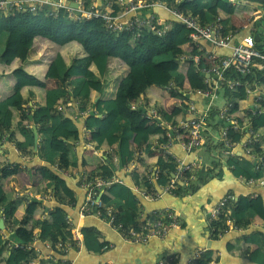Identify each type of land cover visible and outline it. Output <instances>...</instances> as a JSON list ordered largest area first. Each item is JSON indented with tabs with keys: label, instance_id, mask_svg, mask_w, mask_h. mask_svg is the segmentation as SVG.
Returning <instances> with one entry per match:
<instances>
[{
	"label": "trees",
	"instance_id": "obj_1",
	"mask_svg": "<svg viewBox=\"0 0 264 264\" xmlns=\"http://www.w3.org/2000/svg\"><path fill=\"white\" fill-rule=\"evenodd\" d=\"M167 1L171 7L177 5L180 10L199 17L204 24L215 22L217 17H220V14L211 12V9L220 7V11H225L221 18L223 34L238 30L231 14L243 12L245 6L242 2L233 6L229 0H181L178 4L176 0ZM250 2L258 3L260 6H256L263 10L260 18L263 34L264 0ZM248 4L254 7V11L257 9L253 3ZM50 10L51 8H47L35 13L17 10L8 15L0 13V60H9L6 63L13 65V76L16 78L11 93L0 98V145L4 142L7 131V139L15 143L22 156L32 159L37 154L39 159L30 161L32 165L26 166L40 165V177L47 181L43 188L51 189L59 202L45 219H36L35 216L43 211L39 200L31 198L28 203L24 195L19 197L18 194L14 197L15 193L5 190L7 178L18 174L21 162L8 163L6 155L0 154V219H4L5 229L9 232L7 236L0 229V264H30L31 260L37 258L32 250L14 247L12 244L8 246L9 242L25 245L31 243L35 228L40 229L42 241L50 240L53 245L57 244L63 235L66 238L71 237L65 222L67 208L62 204H66V201L73 202L75 199L71 196L73 190L69 186V180L57 172L58 169L72 173L86 169L89 171L88 180L115 174L112 157L105 163H98V157L94 154L86 156L83 145H79L84 140V128L90 130L91 135H95L92 141L96 149L116 145L119 165L125 167L136 157L137 151L143 156H148L156 142H167L166 132L157 120H154L148 129L138 130L144 123L142 111L147 109L146 104L156 106L166 120L175 121L174 116L163 105V97L157 89L166 88L171 83L180 88L206 86V73L203 72V68L208 65L206 50H199L189 36L190 30L176 21L171 22V28L164 36H158L155 29L148 27L142 31L139 40L133 41L129 34L110 32L101 20L90 23L75 21L68 17L65 9H61L58 16L54 17L48 15ZM44 41L56 47L53 62L63 82L61 86L47 88L41 74L18 64L19 61L25 62L30 57L32 50H36L37 43L42 46ZM183 47L187 55H200L201 62L198 66L190 59L174 69L160 67L163 63L176 61L179 57L177 49ZM257 47L261 49L263 45L259 43ZM89 70L94 74L88 75ZM102 79L104 81L101 90H95L91 82H101ZM226 79L256 83L264 93V72L241 75L232 71ZM222 85V96L227 101H232L229 114L236 115L242 126L251 125L261 134L258 141L250 144L251 153L264 156V112L252 113L248 110L251 104L245 88L229 89L226 80L222 81ZM98 92L101 96L95 101ZM141 93H146L147 103L140 109H131V102L139 99ZM170 93L180 99V113L184 112L187 108V98L179 89L172 88ZM30 97H38L35 108L27 105ZM31 123L37 125L39 130L37 153L33 151L34 133ZM220 123L221 120L214 126L218 127ZM208 125L211 124L208 122ZM96 132L99 134L96 135ZM243 135L238 132L233 136L235 140H240ZM213 157L217 158H212L209 173H199L194 182L189 181L185 185V191L196 192L210 179L222 176L223 163L236 177L264 180V161L259 164L255 158L225 155L220 143L214 146ZM40 160L44 161V164H40ZM157 165L159 171L156 175L151 172L143 175L134 172L136 184L143 185L147 191L156 192L153 182L156 177L160 187L166 186L178 164L174 158L163 153L158 157ZM191 174V171H186L188 178ZM183 191V187L178 186L175 193L180 195ZM101 199L105 206L115 208L117 221L124 226L132 225L140 229L144 224L140 217L139 199L125 182L114 183L105 189ZM228 202L225 207L228 215L223 212L219 219L211 221L215 236L227 228L228 217L242 228L259 218L253 200L238 199L232 208ZM19 211L25 214L22 219L16 216ZM83 232L85 246L89 251L100 253L108 246L105 241L99 239L96 232H88L86 228H83ZM249 242L254 244L249 255L251 262L264 264V231L252 234ZM212 257L216 262L219 261L213 252L207 251L193 264H209Z\"/></svg>",
	"mask_w": 264,
	"mask_h": 264
},
{
	"label": "built area",
	"instance_id": "obj_2",
	"mask_svg": "<svg viewBox=\"0 0 264 264\" xmlns=\"http://www.w3.org/2000/svg\"><path fill=\"white\" fill-rule=\"evenodd\" d=\"M181 0H176L178 4ZM240 0H229V2L236 6ZM70 2H77L78 7H71ZM51 8L48 11L50 16H58L61 9H65L68 17L75 21H85L90 23L94 20H101L105 27L112 33L129 34L131 40L137 41L141 37V33L145 28H153L158 36H164L171 28L170 21H176L184 25L190 30V38L197 45L199 50H206L200 43L202 39H207L214 43L216 48H229L231 53L228 55H218L214 52H205L208 60V65L203 68L205 74V87L192 88L187 86L185 88L177 87L171 83L168 88L179 89L180 92L187 98V108L182 112L181 118L175 121H169L163 118L160 111L156 108H144L142 115L144 118L157 120V123L163 127L166 132L167 142L161 143L165 155L174 158L177 162V169L173 173L174 176L169 183L161 187L163 193L173 194L178 188V184H188L189 181H195L197 175L201 171L200 164H184V161L177 160L176 156L170 151L169 146L177 144L187 152L198 150L208 140L207 135L211 134L222 145V152L225 155H237L236 149L242 146L244 152L251 158L258 160L259 164L264 161V156H257L251 153L250 144L256 142L260 138V132H256L253 126H242L234 115H230L229 111L232 106V101H225L223 105L216 103V99L222 95V81L226 80L229 89H236L239 87L245 88V93L248 98H251L252 103L249 111L256 113L257 111L264 112V93L261 92L256 83L249 81H242L240 79L227 80L226 76L232 71L241 75H250L254 72H264V50L257 47L256 39L253 35L247 34L235 41L234 33H222L223 25L221 24V17H217L215 22L204 24L201 19L192 13H186L179 9L177 5L171 7L167 0H0V13L8 15L17 10L38 12ZM157 9L169 14L165 16L157 12ZM168 17V18H166ZM215 36L212 38V34ZM190 59L194 60L195 65L201 62L200 55H182L180 60L185 62ZM200 96L205 101L198 102L194 97ZM181 103V101H180ZM143 102L139 99L131 102L130 107L137 110L143 107ZM62 109V107H59ZM183 111V110H182ZM221 120L218 127L214 125ZM208 122L211 125H208ZM242 132L245 136L240 140L234 139V134ZM91 133L90 130L84 128V135ZM101 163H105L112 154L105 156L98 153ZM138 153L135 154V156ZM128 172L134 173L137 169L136 157L124 167ZM186 171H191L192 174L188 178ZM57 172L67 177L75 187L78 186L85 190L86 196L84 202L80 206V217L88 215L98 216L105 220L112 228H114L120 235L134 243H145L152 237L164 238L167 237L173 229L180 226L181 212L180 210L166 206L162 210H156L149 214L140 211L144 224L140 229L134 226H124L123 223L117 221L116 210L112 206H105L101 195L104 190L111 187L114 183H124L125 180L116 173L111 177H97L94 180H88V173H82L78 178L75 173L66 171L65 169H58ZM244 179L243 177H241ZM252 181V179H247ZM263 183V182H261ZM131 190L137 197H150V193L146 189H142L138 184H133ZM19 194V193H18ZM17 194V195H18ZM159 192H155L156 196H161ZM230 196L222 198L216 205L211 207L208 211L210 220L219 219L221 214L226 213V204ZM75 199V198H74ZM43 207L48 202L54 203V207L59 205L58 200L51 193L47 198L41 196L39 198ZM65 208H74L76 199L73 202L66 201L62 204ZM67 229L71 232V237L61 236L59 242L53 245L50 240L42 241L40 239V232L34 230L33 241L27 245L18 242H9L14 247H22L27 250L35 252L37 258L31 260L30 264H75L74 260L70 258V253L74 250H81L84 247V232L83 228L78 227L69 213L65 217ZM227 228L219 231L218 235L222 237L231 230H242L234 221L228 217L226 218ZM215 230V228H214ZM7 236L9 234H6ZM41 243L48 253L44 254L43 249L37 245ZM106 246L105 248H108ZM203 250H195L193 257L188 260V264H193L196 259L200 258ZM48 260V261H43ZM179 260L178 254H170L165 261L160 264H176ZM211 261L209 264H213Z\"/></svg>",
	"mask_w": 264,
	"mask_h": 264
},
{
	"label": "crops",
	"instance_id": "obj_3",
	"mask_svg": "<svg viewBox=\"0 0 264 264\" xmlns=\"http://www.w3.org/2000/svg\"><path fill=\"white\" fill-rule=\"evenodd\" d=\"M250 1L251 0H240L239 3L242 2L245 5L243 12L231 14L232 21L238 29L235 32V41H238V39L242 38L244 35L251 34L255 37L257 45L259 43L263 45L261 50H264V32L261 34V29H263V27L261 28L260 23L263 10L256 6L258 3ZM248 3H253L257 9L255 8L256 10L254 11V7ZM219 8L220 7L217 6L216 8L211 9V12L220 14V17L222 18V14H224L225 11L223 9L220 11L221 8ZM156 10L160 14H164L169 17V14L162 12L157 8ZM171 22L172 21L169 22L170 25ZM1 30L2 23L0 22V31ZM42 43H45L46 46L45 44L41 46L37 43L36 50H32L30 57L25 62L19 61L18 64L24 66L29 71L31 70L41 74L47 88L61 86L63 85V82L60 80L58 71L56 70L53 62L56 47L51 44H47L46 41ZM177 51L179 52L178 59L173 62L161 64L160 67L162 69L169 70L183 65L184 62L180 60V57L186 54L184 53L186 52V49L184 47L178 48ZM213 52L224 56L230 54L231 50L229 48L215 47ZM45 67L47 68L45 69ZM13 70L12 64H7L5 61L0 60V98L9 95L16 83V80L13 79ZM93 74V71L89 70L88 75ZM103 81L104 79H102L101 82L92 81L91 85L95 90L100 91ZM157 91L159 95L163 97V105L166 110L174 116V120L181 118L183 113H180V99L172 96L168 88L160 87ZM261 92L263 93L262 90ZM98 96H101L100 92H98L96 97ZM139 98L143 103H147L146 93H141ZM194 98L200 103L205 101V99L200 96H195ZM219 98H223L224 102L216 103L223 105L226 99L222 95ZM248 99L251 104V98ZM37 101L38 97H30L28 98L27 105L35 108L37 106ZM90 106L91 105L89 103L88 107L90 108ZM146 106L147 108L156 107L148 104H146ZM153 121L154 120L152 119L145 118L142 127L138 128V130L148 129L149 125ZM25 123L28 124V121ZM30 126L32 127V123ZM96 133V135L99 134V132ZM209 133L210 135H207L208 141L201 147L203 148V154L199 153L200 148L196 151V155L190 154V160L188 161H185L176 155V152L182 154L179 149L181 148L179 145H170V151L176 156L177 160L184 161V164L186 165L193 163L200 164L202 167L200 174L206 175L212 168V158H217L213 157V149L214 146L217 145L215 142L216 139L210 131ZM244 136L245 135H243V137ZM8 137L9 133L6 131L5 139L3 140L4 142L0 145V154L6 155L8 163L21 162V170L18 174H14L7 178L5 185L6 192L12 191L15 193L14 197H17L18 193L19 197L24 195L27 199L26 202L28 203L31 198L39 199L41 196H45L46 194L48 198L49 195H51L52 190L43 188L47 181L42 180L40 177V165H35L33 167L26 166L32 165L30 161L39 159V156L36 154L32 157V159L22 156L15 143L12 140L10 141L7 139ZM94 137L95 135H91L90 133L85 134L84 140L79 143V145H83L86 156L89 157L94 154L98 157L97 162L100 163L99 154L95 153L96 151L104 154L105 156L112 154V158L115 163V173L124 179L125 183L129 187L136 184L133 173L128 172L124 167H120L118 155L115 151L117 146L115 145L111 148L96 149L94 147V142L92 141ZM39 141L40 135L38 140V150ZM136 153H138L136 155V173L143 175L151 172L152 175H156L159 171L157 165L158 157L164 153L161 144L156 142L153 146L152 153L148 156H143V154H140L138 151ZM236 153L241 154L240 146L237 147ZM40 162V164H44V161L42 162L40 160ZM222 168V176H216L210 179L208 182L201 185L196 192L190 193L185 191L184 187L186 186L180 184L179 186L184 189L180 195L164 193L161 196H156L153 190H148L150 197L139 196L140 211L145 214H149L156 210H162L166 206L174 207L181 212L179 227L173 229L167 237H152L145 243H134L124 239L120 233L98 216L88 215L86 217H80L79 209L86 196L85 190H82L78 186L75 187V185L66 177L70 182V188L73 190L71 191V196H74L77 201V205L74 208L69 207V209H66L67 212L72 215L74 223L78 227L86 228L88 232H96L99 235V239L101 241H105L109 245L108 248L100 253L89 251L84 245L81 250L72 251L70 253V258L74 260L75 264H89L95 262V259H100L102 257L107 258V262L105 264H160L161 261L166 260L168 255L178 254L179 260L176 264H188V260L193 257L195 250H203V253L211 251L218 257V262H216L213 257L211 258V261L214 262L213 264H254L249 258L251 249L254 247V244L249 242V238L255 232L264 231V180L252 179V181H248L244 177V179H242L241 176L236 177L225 163H223ZM88 172L89 171L86 169H83V171L77 172L74 175H77V177L80 178L82 173ZM141 187H143V185ZM226 196H230V201L228 203H230L229 206L231 205V208L235 205V203H237L238 199L243 201L253 200L254 208L257 211L259 218L251 221L244 230H231L222 237H219L213 234L208 211ZM229 206L228 210L231 211ZM41 209L43 211L40 215L35 216L36 219H43L45 216L47 217L50 215V211L54 209V203L48 202L46 207H43L42 205ZM24 215L25 214L23 212H16V216L20 219H22ZM34 230L40 232L39 228H35ZM37 245L43 249L44 254L48 253V250L44 248L41 243L38 242ZM42 264L48 263L46 262Z\"/></svg>",
	"mask_w": 264,
	"mask_h": 264
},
{
	"label": "water",
	"instance_id": "obj_4",
	"mask_svg": "<svg viewBox=\"0 0 264 264\" xmlns=\"http://www.w3.org/2000/svg\"><path fill=\"white\" fill-rule=\"evenodd\" d=\"M69 5H70L71 7H75V8L78 7V3H77V2H70ZM169 19H172V18L169 17ZM214 36H215V33L212 34V38H213ZM200 43H201V44L206 48V50H208V51H212V52H213V51L215 50V45H214V43L211 42V41H209V40H207V39H202V40L200 41ZM98 99H99V96L96 97L95 101H97ZM32 129H33V133H34V151H35V152H38L39 130H38L37 125H35V124H33V123H32ZM240 148H241V154H240V155H242L243 157L249 158V156L244 152L243 147L240 146ZM179 149L181 150V153H182V154H179V153L176 152V155H177L178 157L184 159L185 161L190 160V158H189L190 154L196 155V150H194V151H192V152H190V153H187V151L184 150L182 147L179 148ZM154 175H155V174H154ZM153 182H154V185H155V189H156L160 194H162L163 191H162L161 187L159 186V184H158L156 178L153 180ZM0 229L3 230L6 234L9 233L8 230L5 229V223H4V219H3V218L0 219ZM106 259H107L106 257H102V258H100V259H95V260H96L95 262H92V263H89V264H105V263L107 262Z\"/></svg>",
	"mask_w": 264,
	"mask_h": 264
},
{
	"label": "clouds",
	"instance_id": "obj_5",
	"mask_svg": "<svg viewBox=\"0 0 264 264\" xmlns=\"http://www.w3.org/2000/svg\"><path fill=\"white\" fill-rule=\"evenodd\" d=\"M217 143V142H216ZM219 143V142H218ZM205 145V144H204ZM203 145V146H204ZM221 147H222V145H221ZM198 149H200V148H198ZM223 149V148H222ZM197 151V150H196ZM192 152V151H191ZM223 153V152H222ZM224 154V153H223ZM237 155H240V154H237ZM251 158V157H250ZM174 176V174L172 175V177ZM198 176V175H197ZM155 177V176H154ZM156 178V177H155ZM154 178V179H155ZM194 182V181H193ZM180 184H178V186H179ZM184 185H187V184H184ZM140 186V185H139ZM141 187V186H140ZM142 189H144L143 187H141ZM158 192V191H157ZM52 193V192H51ZM174 195L176 194V193H173ZM138 199H139V197H138ZM37 200H39V199H37ZM40 201V200H39ZM41 204H42V202H41ZM46 207V206H45ZM55 208V207H54ZM53 211V210H52ZM50 213H51V211H50ZM46 218V216L43 218V219H45ZM245 228H243L242 230H244ZM219 236V235H218ZM220 237V236H219ZM84 242H85V236H84ZM85 245V244H84Z\"/></svg>",
	"mask_w": 264,
	"mask_h": 264
},
{
	"label": "rangeland",
	"instance_id": "obj_6",
	"mask_svg": "<svg viewBox=\"0 0 264 264\" xmlns=\"http://www.w3.org/2000/svg\"><path fill=\"white\" fill-rule=\"evenodd\" d=\"M6 61H9V60H6ZM6 61H5V62H6ZM13 79L16 80L15 77H13ZM11 88H12V87H11ZM216 102H218V103H222V102H224V99H223V98H218V99L216 100ZM199 153H200V154H203V148H201V149L199 150ZM208 155H209V153H208Z\"/></svg>",
	"mask_w": 264,
	"mask_h": 264
}]
</instances>
